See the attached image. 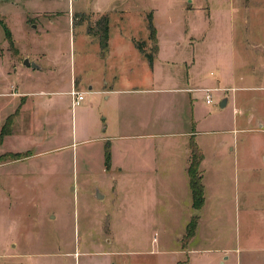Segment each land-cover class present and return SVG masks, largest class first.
<instances>
[{
	"label": "rangeland",
	"instance_id": "obj_1",
	"mask_svg": "<svg viewBox=\"0 0 264 264\" xmlns=\"http://www.w3.org/2000/svg\"><path fill=\"white\" fill-rule=\"evenodd\" d=\"M149 16L153 63L164 75L212 84L221 76L211 105L193 94L204 155L200 212L183 202L160 207L159 177L149 178L142 208L139 182L103 170L105 146L94 141L100 96H85V110L71 109L64 94L71 78L96 90L114 71L127 70L128 80L146 74L128 45L154 59ZM0 20L13 41L0 25V264H220L225 248H264V0H0ZM25 56L40 69L15 72L9 61L20 66ZM18 87L48 94L22 97ZM223 98L230 104L221 109ZM86 126L92 140L84 144ZM191 215L201 222L189 243ZM189 249L212 251H180Z\"/></svg>",
	"mask_w": 264,
	"mask_h": 264
},
{
	"label": "crops",
	"instance_id": "obj_2",
	"mask_svg": "<svg viewBox=\"0 0 264 264\" xmlns=\"http://www.w3.org/2000/svg\"><path fill=\"white\" fill-rule=\"evenodd\" d=\"M128 46L131 47L132 51H137L140 56L141 67L146 71V74L131 75L130 73V80H128L127 76L124 75L127 70L124 69V72L119 73L114 71L104 78L102 85L96 90L93 89V86L88 87L87 90L81 89L79 85L75 86L74 79L71 78L70 89L64 94L69 96L71 89L77 87L79 90L76 89V91L84 93V98L90 96V99L93 100L100 96L102 101H98L100 105L97 112L101 135L94 141L99 142L103 147L105 146L103 170L105 173L112 174V176H125L139 182L143 191L138 195L137 203L140 202L142 208L145 207L143 203L151 201L148 185L151 177L163 178L156 190V193H158L156 199L160 202V207H169L173 203L179 207L183 202L189 204L192 208L187 171L191 143L193 142L201 151L197 142L200 133V130L197 129L200 122L197 116L198 96L193 94L202 93L204 95L202 90L214 88L221 76L218 74L213 84L207 78L201 80L198 75L191 76L189 73L185 78L168 77L161 72L160 65L153 63L158 50L154 55L152 66H150L132 43ZM106 48L108 50L107 55L109 50L112 49L108 41L106 42ZM24 59L38 65L37 60L30 59L28 56L22 58L19 62L20 66L10 64V61L9 65L12 66L15 72L20 67L28 68L22 64ZM122 62L124 63V61ZM193 65L192 58L191 65H188L189 70L192 71ZM124 66L127 69L128 66ZM39 69L37 68V70ZM209 76L215 77L216 75L214 76V73L210 72ZM3 84H6V82H2L1 85ZM0 88L6 89L7 87ZM17 89L19 92L21 91L22 97L26 93L33 94V96L48 94L46 91L32 92L27 89H19V87ZM28 104L29 102L26 101L22 105L20 115L24 110V106ZM229 104L230 99L228 98L224 108L228 107ZM88 106L80 104L77 107L85 109ZM20 115L16 117L15 126ZM87 134L86 126L85 132L82 131L81 133V136H83L81 143L91 142L92 139H89ZM106 156L108 157V163L105 161ZM200 166L199 169H201ZM201 177L203 178V175ZM145 180L147 187H143ZM205 201L204 199L202 208ZM191 218L192 215L187 221L188 223ZM197 218L198 226L201 218L199 216ZM194 239L195 236L189 243H192ZM180 251L184 254L188 253L190 257L196 252L199 254L212 250L189 249L188 251ZM249 251L251 250L246 252ZM221 252L226 254L222 257L223 262L218 260L220 264H224V261L229 260V255H235L236 264H264V248L260 251L255 249V252L248 254H242L241 249L225 248Z\"/></svg>",
	"mask_w": 264,
	"mask_h": 264
},
{
	"label": "trees",
	"instance_id": "obj_3",
	"mask_svg": "<svg viewBox=\"0 0 264 264\" xmlns=\"http://www.w3.org/2000/svg\"><path fill=\"white\" fill-rule=\"evenodd\" d=\"M0 25L3 27L5 32V37L9 45H13V41L11 39L10 32L6 29L3 22L0 20ZM148 30H149V40L154 43V46L152 47V50L154 53L157 52V42L155 38V31L154 28L151 25L150 16L148 17ZM104 34H103V40H102V47H106V42L108 39V27L107 23L104 26ZM135 48L138 50V52L147 60L150 66H152L153 62V55L149 54L143 49L144 47L141 44H136ZM11 124H9L10 126ZM9 134V129L6 130L4 133L2 131V135L6 136ZM203 160V155L201 151L197 148V146L192 142L190 146V157H189V165H188V178H189V187L191 192V200H192V208L195 211H198L202 208L204 204V187L202 185V177L198 173L200 163ZM106 163H108V157L106 156ZM197 225V217L193 216L190 220V222L187 225L186 231L187 236L192 238L193 233L195 231Z\"/></svg>",
	"mask_w": 264,
	"mask_h": 264
},
{
	"label": "built area",
	"instance_id": "obj_4",
	"mask_svg": "<svg viewBox=\"0 0 264 264\" xmlns=\"http://www.w3.org/2000/svg\"><path fill=\"white\" fill-rule=\"evenodd\" d=\"M204 93V102L206 105H211L212 101V93L214 89H203ZM84 93L78 92L75 89H71L69 92L70 101H71V108L74 109L79 106L84 101Z\"/></svg>",
	"mask_w": 264,
	"mask_h": 264
},
{
	"label": "water",
	"instance_id": "obj_5",
	"mask_svg": "<svg viewBox=\"0 0 264 264\" xmlns=\"http://www.w3.org/2000/svg\"><path fill=\"white\" fill-rule=\"evenodd\" d=\"M25 67H30L32 69H37L38 67L33 63V62H29L28 59H24L23 63H22ZM228 98H223L220 103H219V108H224L227 104Z\"/></svg>",
	"mask_w": 264,
	"mask_h": 264
}]
</instances>
